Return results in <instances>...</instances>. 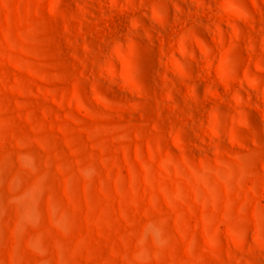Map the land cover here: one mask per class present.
<instances>
[{
  "label": "rangeland",
  "instance_id": "374dc122",
  "mask_svg": "<svg viewBox=\"0 0 264 264\" xmlns=\"http://www.w3.org/2000/svg\"><path fill=\"white\" fill-rule=\"evenodd\" d=\"M0 264H264V0H0Z\"/></svg>",
  "mask_w": 264,
  "mask_h": 264
}]
</instances>
